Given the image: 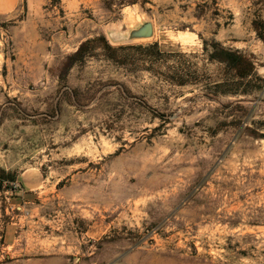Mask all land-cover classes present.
<instances>
[{"label":"rangeland","instance_id":"374dc122","mask_svg":"<svg viewBox=\"0 0 264 264\" xmlns=\"http://www.w3.org/2000/svg\"><path fill=\"white\" fill-rule=\"evenodd\" d=\"M146 21L153 36L128 39ZM261 22L264 0H23L0 17V150L17 149L0 153V264H264ZM100 35L184 53L195 79L103 43L75 56ZM214 41L252 56L248 93L216 88ZM28 167L45 184L10 246L7 197Z\"/></svg>","mask_w":264,"mask_h":264},{"label":"trees","instance_id":"16d2710c","mask_svg":"<svg viewBox=\"0 0 264 264\" xmlns=\"http://www.w3.org/2000/svg\"><path fill=\"white\" fill-rule=\"evenodd\" d=\"M255 24L257 27V22ZM261 24L264 25L263 22ZM260 35L264 39L263 34L261 33ZM101 43L104 44L109 58H112L117 63L141 62L147 65L149 69L161 73L167 81L174 84L184 85L191 83L195 79L193 73H197V70L192 72L190 70L191 66L188 63L176 60V56L182 57L185 54H177L173 50H164L158 41L148 44L113 46L105 36L100 35L82 42L75 52V56L84 60L86 52H89L91 49L93 51L96 50ZM211 46L213 49L208 54L209 60L224 64L228 70L225 79L215 84L216 88H219L218 91L233 94L248 93L251 89L249 86L250 82L257 75L256 65L252 56L243 50L224 46L217 41L211 43ZM162 65L165 67L164 71L159 69ZM236 80H240L241 84H237ZM233 82L236 83L237 88L232 87Z\"/></svg>","mask_w":264,"mask_h":264},{"label":"crops","instance_id":"0c3cea01","mask_svg":"<svg viewBox=\"0 0 264 264\" xmlns=\"http://www.w3.org/2000/svg\"><path fill=\"white\" fill-rule=\"evenodd\" d=\"M23 0H0V17L9 18L13 16L20 8ZM1 148V146H0ZM13 154L14 150L12 146L8 145L4 151ZM17 187L12 188L9 197H7L9 204L6 208L7 211L12 209L15 211V214L12 215V220L7 221L4 226L2 237L4 238L5 243L11 245H16L20 234L23 232L22 227L27 224V233L30 232L29 228L31 227L30 221L35 222L36 209L35 204L37 198L40 197L39 190L45 184V178L40 168L38 167H28L22 171L17 176ZM0 194L3 195L5 192L0 188ZM4 191V192H3ZM7 192V191H6Z\"/></svg>","mask_w":264,"mask_h":264},{"label":"water","instance_id":"95a60500","mask_svg":"<svg viewBox=\"0 0 264 264\" xmlns=\"http://www.w3.org/2000/svg\"><path fill=\"white\" fill-rule=\"evenodd\" d=\"M154 34V25L151 21H146L140 26L130 30L128 34V39H140V38H149Z\"/></svg>","mask_w":264,"mask_h":264},{"label":"built area","instance_id":"2783aa9c","mask_svg":"<svg viewBox=\"0 0 264 264\" xmlns=\"http://www.w3.org/2000/svg\"><path fill=\"white\" fill-rule=\"evenodd\" d=\"M14 187H17L16 183L13 184Z\"/></svg>","mask_w":264,"mask_h":264}]
</instances>
